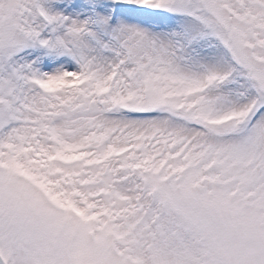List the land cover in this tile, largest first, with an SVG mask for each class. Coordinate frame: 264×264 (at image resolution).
I'll use <instances>...</instances> for the list:
<instances>
[{
  "label": "snow or ice",
  "instance_id": "obj_1",
  "mask_svg": "<svg viewBox=\"0 0 264 264\" xmlns=\"http://www.w3.org/2000/svg\"><path fill=\"white\" fill-rule=\"evenodd\" d=\"M0 264H264V0H0Z\"/></svg>",
  "mask_w": 264,
  "mask_h": 264
}]
</instances>
